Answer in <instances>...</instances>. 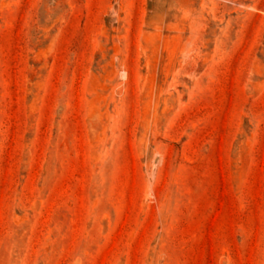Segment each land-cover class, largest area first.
Returning a JSON list of instances; mask_svg holds the SVG:
<instances>
[{"label":"rangeland","instance_id":"374dc122","mask_svg":"<svg viewBox=\"0 0 264 264\" xmlns=\"http://www.w3.org/2000/svg\"><path fill=\"white\" fill-rule=\"evenodd\" d=\"M0 264H264V0H0Z\"/></svg>","mask_w":264,"mask_h":264}]
</instances>
